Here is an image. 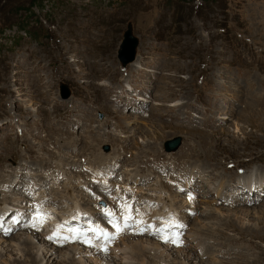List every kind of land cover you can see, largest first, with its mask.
<instances>
[{"label": "rangeland", "instance_id": "374dc122", "mask_svg": "<svg viewBox=\"0 0 264 264\" xmlns=\"http://www.w3.org/2000/svg\"><path fill=\"white\" fill-rule=\"evenodd\" d=\"M127 24L135 54L122 65ZM176 138V150L165 152L163 142ZM106 163L102 172L115 168L109 185L136 183L140 200L160 194L180 207L186 191L197 192L200 211L184 216L183 232L205 226L198 234L214 248L186 264H264V193L231 201L235 187L248 192L242 178L264 174V0H0V210H16L7 207L0 221L13 224L19 210L6 237L20 249L2 251L0 240V264H34L16 240L29 232L20 226L27 199L48 193L65 207L61 217L76 214L75 203L92 213L105 190L94 170ZM200 166L195 187L185 189ZM61 171L70 185L49 192ZM221 177L233 190L218 199L212 190ZM206 206L212 211L203 215ZM35 245L28 250L41 256ZM143 258L151 264V255Z\"/></svg>", "mask_w": 264, "mask_h": 264}, {"label": "bare ground", "instance_id": "6f19581e", "mask_svg": "<svg viewBox=\"0 0 264 264\" xmlns=\"http://www.w3.org/2000/svg\"><path fill=\"white\" fill-rule=\"evenodd\" d=\"M134 54H135V48H134ZM134 54H133L132 58L134 57ZM122 94H123V92H122ZM116 96H118V95H116ZM132 122L137 123L138 121L134 119ZM94 158H95V163L103 160V156L100 157L99 155L98 156L94 155ZM107 161H109V160H107ZM96 166H97V168L94 170V174L96 177H98V180H96L93 177V182L95 181L96 185L98 183L100 185L103 184L101 186H106V184L109 185V183H112L109 181V177L111 174H113L115 168L113 169V171L111 170V173L109 171H106L105 173H107L108 175H104V172H102V171L108 167V164L107 163L106 164H100V165L96 164ZM110 166H112V160H111ZM202 167L203 166H200L201 169H196L195 173H194V170H195L194 167L191 169L189 176L185 180L182 181L183 185H185L184 186L185 189H187L189 187L190 188L195 187L194 183L198 181L197 180V179H199L198 173H200V171H202ZM101 168L103 169L102 171L100 170ZM60 170H61V168H60ZM61 174H62V176H65L64 180L57 182V179H56L57 177L52 179V184L49 186V187H51L49 192H53V189H55L58 185H61L62 183L65 186L70 185L71 182L67 183L65 181V180H67V175L63 171H61ZM261 175H264V174H260V176H256V174L251 172V174H249V175H247L241 179L240 184L244 187H247L248 192H239V190L236 187L233 190V186L229 187L231 184L224 186L223 183L225 181L223 182V177L220 178V180H219L220 182L218 181L220 183V185L218 184L219 188H217L215 190L213 189L212 192H214L213 194L215 196H217L216 198L221 199V198H223L222 196L224 195V193L221 194L222 191H225L226 189L227 190H233L234 193H232V194L234 195V197L231 199V201H235V202L236 201H240V202L243 201L244 202V199L250 200V198L253 197V194L257 195L258 194L257 192H260V191L262 193H264V186H262V182L264 181V179H262ZM180 176H178L176 178H179ZM210 178L212 179L213 177L208 175L207 179L209 180ZM139 179H140L139 176H135L133 181L137 182V181H139ZM105 181L107 182L106 184H105ZM46 182H47V178H46ZM120 182L121 183L122 182L127 183L123 179L120 180ZM124 183H122V189L127 188L128 191L130 188L131 189L133 188V187H131V185L134 186L136 184L135 183V184L124 185ZM210 183H212V182L210 181ZM186 185H188V186H186ZM129 186H130V188H129ZM135 186H137V185H135ZM214 186H217V184H215ZM116 187H118V186H116ZM251 187H252V190H251ZM181 189H183V188H181ZM184 191H186V190H184ZM111 192H112L111 190L109 193H105V194L102 192V194L104 196H101L98 194L97 197H95V199L97 198L96 201H102V199H106L107 202H110V198H111L113 200V203H114L112 206L115 209L114 212H116L117 214H120V215H121V212H120L119 205L121 203H123L124 201H126L131 206V209H130L131 215H134L135 217H137L139 219H143L145 221H149L150 218L153 219V217L158 216L159 220L165 221L163 223L165 226H167V227L175 226V228L178 227V231L180 233L179 238L178 239L173 238V237H171L170 233H166L165 231H163L162 232L163 236L161 237L163 239V241H159V239H158V241L166 243V244H159V243H154L151 240L152 237H150L148 239H141V238H137V236H143V235H132V233H124L125 236H123V234H121L117 238L118 240L119 239L121 240V245L116 244L118 242V240L117 241L114 240V242L108 247L107 252L100 251L97 248V246H95L92 242L91 243L94 246L89 247L88 245L83 246V245H81V243L79 244V242H75V241L71 242L74 239L71 241H65L64 239H62V237L67 236V235H71V233H69L68 229H78L79 231L80 230H83V231L86 230V233H84L82 231L81 235H86L88 237L92 236L93 240L98 239V234H93L91 231H89V229H87V228L91 227V224L88 223L85 219H83V222H81L82 225H80V226L74 225L75 223L71 224V222L69 221V218H71V216H74V215H72V213L69 214L67 217H61V215L65 214V212H59L65 208L64 206L61 207V202H60L59 208H56L54 206L55 202H53V199H52L51 201L53 203L54 210L56 209V211H55V213L49 212V210L53 209V207H51V203H48L50 200V198L46 196L48 193H45L46 195H45L44 201L42 199H40L41 201H39L38 199H35L36 201H34L32 203V207H31V203H30L29 199L26 200L27 201V207L28 208L31 207V208L29 209L30 210V213H29L30 216L27 220L28 226H27V228H24V229L26 231H29V232L27 233L26 237L23 239L21 236H20V238H16L17 243H18V239H20V243H21L20 245L23 246L24 248H27L26 252L24 250L25 255H26L25 258L31 259V261L33 259L34 264L35 263L39 264L42 260L43 261L41 264H48V262L50 264L53 261H55L58 257L60 259L59 264H146V261L144 260L143 257L149 254V255H151V264H171V263L172 264H186L187 259L192 258L193 256H196V258H200V257H203L205 254L207 255L209 253L208 256L212 257V249L214 248V246L210 245L211 239H208V238L203 237V236L198 234L200 229H206L205 226H199V227H197V229L193 228V231L189 230L188 233L187 232L181 233L183 227H186V225L184 226V224H183L184 220L186 219V217H184V216L188 215V217H187V219H188V218H191L190 217L191 211H193V210H199L200 211V208H198V204L200 202L197 204V202L200 200V198L198 197V195H196L197 192L192 191L193 193L189 195V192L186 191L188 195L185 196V206L180 205V207L175 206V205H177L178 201H176V203H174V205L171 203L165 205L166 203H169V199H168L169 196L166 197L165 199L164 198L163 199H161V198L157 199L159 197H162L160 194L157 195V198L155 201H153L151 199H147L144 203L141 202V204L136 203V202L132 203L133 199H135L136 195H137V193H133V192H135L134 190H130V193L128 194L129 196H131V198H128V199L121 198L120 199L121 202L119 204V202L115 201L113 196L110 197ZM163 192H164V190H163ZM40 193L44 194L43 189H42V192H40ZM209 194L205 193V190H204V192L202 193V196L206 197ZM249 194L251 195V197ZM244 195H246L245 198L242 197ZM248 195H249V197H248ZM33 196H34V193H33ZM190 196L192 197L191 200L189 199ZM22 197L19 196L20 201H22L21 200ZM59 197H61V196L59 195ZM146 197H148V196H146ZM203 197H201V198H203ZM171 199L173 200V198H171ZM63 201H66V200H63ZM88 203L90 204V206H92L91 199H88ZM132 204L136 207H134ZM23 205H24V202H23ZM108 206H111V205H108ZM7 207H9V206H7ZM38 207L41 209V211L43 213H46L49 216V219H47V221L43 224L42 227L34 228L31 226L32 223L34 222L32 220V217L36 213ZM173 207L175 209H177L180 216L177 214V212L173 211ZM148 208L152 209L153 211L148 212ZM5 209H1L0 214H2V211H5ZM10 209H11V211L15 210V209H13V206H11ZM74 209L76 211V214L82 213V210L78 207V205L76 203L74 204ZM137 210L139 211V216H137ZM180 210L184 214H182L180 212ZM203 210L204 211L201 212V214H203V213L209 214L208 212L212 211V209H210L209 206H206V209H203ZM262 211H264V209H262ZM93 212L88 213V212L84 211V213L88 214L89 217H92L90 214H93ZM68 213H70V211H68ZM146 213H148L147 216L145 215ZM155 214H157V215H155ZM170 214H172V215H170ZM203 215H205V214H203ZM66 221H67V224H65ZM220 221H222V220H220ZM61 224H64V228L61 229L60 238H57L54 240L47 239V237L52 234L53 229H55L57 225H61ZM2 226H4L3 229L8 230L7 234H5V232L3 230H0V240H2V242H3L2 244H5L4 245L5 247L2 246L3 247L2 251H4L6 248L5 251L9 252L8 246H10L11 248L14 247V250L18 249L17 251H19L20 250L18 248L19 243L17 244V246L14 244H13L14 245L13 246L11 244L12 243L11 239L15 240V237H12V238L6 237V235L10 234L14 230L13 227H15L16 225L15 226L10 225V224L4 225L2 223ZM20 226L24 227L23 224H21ZM167 227L164 229L168 232L169 228H167ZM100 228H103V227H100ZM39 232H41V233L39 234ZM29 235H30V238H29ZM37 235H39V236H37ZM146 237H149V236H146ZM28 238H29V240H28ZM86 239L90 240L88 238H86ZM164 239H168V240L166 241ZM173 241H176V243H173ZM181 241H182V244H180ZM35 242L39 248L38 251H40V253H41V256L39 255L41 258L38 255H36V253H33V252L28 250L29 246H33L34 248H37L35 245ZM6 243H8V245H6ZM61 245H68L67 249L63 251L60 248ZM2 247L0 245V249ZM71 254H72V256L69 258L71 263H69L68 260L67 261L65 260V258H66L65 255L70 256ZM173 254L176 255L175 258H172ZM47 256H48V258L46 260ZM201 259H203V258H201ZM175 261L177 263H174ZM139 262H141V263H139ZM13 263L17 264V261L15 258L13 259ZM203 264H208V262L207 263L203 262Z\"/></svg>", "mask_w": 264, "mask_h": 264}, {"label": "snow or ice", "instance_id": "6c2138e0", "mask_svg": "<svg viewBox=\"0 0 264 264\" xmlns=\"http://www.w3.org/2000/svg\"><path fill=\"white\" fill-rule=\"evenodd\" d=\"M106 183L107 182L105 181V184ZM117 191H119V188H117ZM189 199L191 200L192 197L190 196ZM119 207H120V212H121V216L119 217V219L123 220V225H121L118 222H115L112 219V217L116 215L114 212H112V210L105 208L103 210L104 215L108 219V222L112 226L114 231L109 232L103 228H100L99 225L95 226L94 228L92 227L89 228V231H91L93 234H98V238H103L105 241V244L100 246V249H99L100 251L107 252V244L117 239L121 234H123L125 230L129 227V222L133 220V216L131 215V211H130L131 206L126 201L121 203ZM137 216H139L138 210H137ZM47 219H49V216L46 213H43L41 209L38 207L36 213L32 217V220L34 222L32 223L31 226L34 228L42 227L43 224L47 221ZM142 223L143 221L139 220L137 226H139V224H142ZM65 224H67V221L65 222ZM62 228H64V224L57 225L56 228L53 229L52 234L49 235L47 239L54 240V239L60 238V232ZM0 230H3L5 234H7L8 232L7 229H3L2 225H0ZM68 231L69 233H71V235L63 236L62 239H64L65 241H71L73 239L80 238V231L78 229H68ZM83 242L88 243L89 246H92V243L90 240H85ZM173 243H176V241H173Z\"/></svg>", "mask_w": 264, "mask_h": 264}, {"label": "water", "instance_id": "95a60500", "mask_svg": "<svg viewBox=\"0 0 264 264\" xmlns=\"http://www.w3.org/2000/svg\"><path fill=\"white\" fill-rule=\"evenodd\" d=\"M136 44V39L131 34V27L129 24L126 25V29L123 32V38L119 44L117 57L122 65L127 63V61H132V56L134 54V46ZM59 96L61 98L67 97L69 94L68 89L65 84L60 83L58 86ZM179 139L176 138L174 141H166L163 142V146L165 150H172L178 144Z\"/></svg>", "mask_w": 264, "mask_h": 264}]
</instances>
